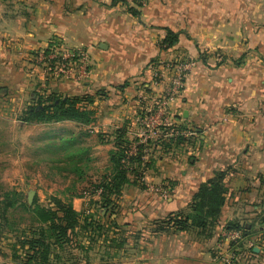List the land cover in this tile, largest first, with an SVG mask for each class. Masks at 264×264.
<instances>
[{
  "label": "crops",
  "instance_id": "1",
  "mask_svg": "<svg viewBox=\"0 0 264 264\" xmlns=\"http://www.w3.org/2000/svg\"><path fill=\"white\" fill-rule=\"evenodd\" d=\"M133 3L0 0V77L18 76L11 59L19 60L20 50L44 51L57 42L86 50L89 76L60 80L56 89L61 95L93 97L88 107L94 120L81 125L94 139L91 151L108 158L115 128L124 127L129 139L137 140L136 117L153 110L169 83L171 71L164 63L192 61L169 103L186 140L167 150L151 147L144 181L129 180L117 199L129 228L120 235L123 245L98 240L90 251L94 257L88 259L85 251L79 263L221 264L216 248H228L222 236L228 222L242 223L248 238L264 233L259 224L264 213V0H142L136 15L128 9ZM168 29L177 40L164 48L160 43ZM19 62L22 71L26 61ZM218 171L225 172V200L208 238L174 229L152 231V221L188 211L199 184ZM163 184L166 198L152 188ZM231 245L230 251L237 247ZM263 249L256 245L251 255L242 250L246 260L240 264H264Z\"/></svg>",
  "mask_w": 264,
  "mask_h": 264
},
{
  "label": "rangeland",
  "instance_id": "2",
  "mask_svg": "<svg viewBox=\"0 0 264 264\" xmlns=\"http://www.w3.org/2000/svg\"><path fill=\"white\" fill-rule=\"evenodd\" d=\"M133 1L131 7H138L142 2V0ZM41 51L43 49L20 50L19 60L15 61L17 56L11 59V63L19 71L18 76L0 77V260L8 264H25L23 261L26 246L22 243L23 238L30 237L40 226L32 208L35 205L47 207L52 203V197H58L63 201H73L76 207L80 206L81 201L83 202L82 213L75 228L76 234L72 237L73 242L71 245L54 247L45 262L34 260L28 264H80L85 255L83 252L88 253L86 254L88 259L94 257L90 253L96 248L98 240L107 242L110 241V235L116 234L119 238L115 239L121 246L123 241L120 235L129 228L125 226L128 223L125 224L122 220L124 210L119 207L117 201L120 197L111 196L117 205L110 208L113 212L100 205V189L95 187L103 177L110 176L112 165L109 157L107 158L102 151H91L90 144L94 139L90 137L91 133L87 128L80 123L76 125L72 120L46 122L25 121L22 118L23 111L30 105L37 104L38 100L44 101V97L51 95L52 92L61 95L56 89L60 80L75 81L57 76L46 69L49 63L42 59L39 54ZM22 58L26 61V65L20 71L22 66L19 61ZM168 85L169 83L166 88ZM157 98L158 96L156 100ZM154 104L155 102L151 106L154 107ZM135 124L138 132L139 126L137 122ZM156 145L151 144L149 148H144L145 154L142 158L147 159L145 155ZM68 156H73V160H68ZM74 166L80 167L83 173H77L73 169ZM144 171L136 181H144ZM128 177L133 181L134 176L128 175ZM166 185L152 186V188H156L155 191L166 198L168 193L161 195L159 192L162 188L167 189ZM29 193H31L30 199L27 198ZM106 211V215L103 216V212ZM224 240L227 250L216 248L217 255H215L221 264L245 262L246 258L243 260L240 256L242 250L249 255L257 251V248L251 250L256 245H250V242L258 243V247L264 246L257 237L248 238L243 234L236 241ZM230 245L237 247L230 251ZM231 253L234 254L233 262L220 260V256ZM263 261L262 259L261 262Z\"/></svg>",
  "mask_w": 264,
  "mask_h": 264
},
{
  "label": "trees",
  "instance_id": "3",
  "mask_svg": "<svg viewBox=\"0 0 264 264\" xmlns=\"http://www.w3.org/2000/svg\"><path fill=\"white\" fill-rule=\"evenodd\" d=\"M128 9L133 15L138 14L135 7H129ZM176 40L175 33L168 29L166 36L160 43L161 47L167 48L173 45ZM92 102L93 97L88 94L62 96L52 92L51 95L44 97V101L38 100L37 104L30 105L25 109L22 118L25 121L46 122L72 120L82 125H87L94 120L92 109L88 107ZM172 127L175 131H178L177 134L160 137L154 141L147 140L146 144H137L134 154H129V150L132 143L136 140L129 139L126 129L120 127L112 131L114 150L109 154L108 158L112 165L110 176L103 177L102 181L95 187L100 189L99 202L102 208L113 212L110 208L117 207L114 198L119 197L123 186L129 182L128 175L134 176L133 182L142 175L151 160V158H142L145 154L143 152L144 148H149L151 144H158L167 150L170 146L177 147L186 140L185 136L182 135L183 133H179L183 130L181 124L177 123L168 127L162 126L161 129L168 131ZM67 159L73 160V156H68ZM73 169L79 174L83 173L80 167L74 166ZM224 177L225 172L218 171L211 178L200 183L191 197L188 211L171 212L164 218L152 221V231L161 232L170 229L190 231L194 232L197 237L208 238L214 230L224 204L226 193V187L223 182ZM260 181L264 184V175L261 176ZM51 202L47 207L35 205L32 208V212L35 214L40 226L37 231H33L30 237L23 238L22 243L26 246L25 260L23 261L25 264L32 263L34 260L45 262L49 252L54 247L59 248L64 245H71L73 242L72 237L76 234L75 228L82 213L83 203L80 202V206L76 207L73 201H63L58 197H52ZM106 213L107 211L103 216ZM259 224H264V213L260 218ZM97 227L99 228V226ZM223 229L243 230V235L246 232V227L242 223L234 221L228 222L223 226ZM110 240L114 242L115 246L120 245L117 239ZM233 261L234 259L231 262Z\"/></svg>",
  "mask_w": 264,
  "mask_h": 264
},
{
  "label": "built area",
  "instance_id": "4",
  "mask_svg": "<svg viewBox=\"0 0 264 264\" xmlns=\"http://www.w3.org/2000/svg\"><path fill=\"white\" fill-rule=\"evenodd\" d=\"M47 48V51H41L39 54L42 56L43 60L48 61L49 64L46 69L52 71L53 74L74 80L86 79L89 76L91 67L86 50L82 48H68L60 42L48 45ZM164 64L165 68L170 69L171 71L169 85L162 95L158 96L151 112L136 117L135 122H137V125L139 126L138 139L131 145L129 154H134L136 152L137 144H142L147 140H155L160 137L163 138L178 133L173 127L168 131H164L161 128L162 126L168 127L178 123L169 109V103L181 90L184 75L186 71L191 68L193 62L188 60L186 62L177 61ZM160 76V73L154 72V79H159ZM154 190H156V188H154ZM159 192L160 194L164 193L166 195L168 190L162 188ZM222 236L223 239L236 241L241 238L242 232L240 230H224ZM257 239L260 240L263 245L264 233L259 235ZM252 244L258 245V243L250 242V245ZM220 259L224 262H231L232 259H234V254L231 253L226 256L222 255L220 256Z\"/></svg>",
  "mask_w": 264,
  "mask_h": 264
},
{
  "label": "water",
  "instance_id": "5",
  "mask_svg": "<svg viewBox=\"0 0 264 264\" xmlns=\"http://www.w3.org/2000/svg\"><path fill=\"white\" fill-rule=\"evenodd\" d=\"M27 198H28V199H30V198H31V193H29V194H28Z\"/></svg>",
  "mask_w": 264,
  "mask_h": 264
}]
</instances>
